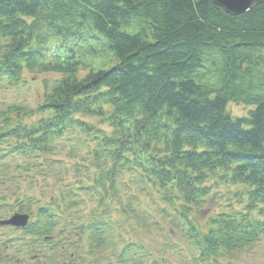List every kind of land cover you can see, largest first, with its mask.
I'll list each match as a JSON object with an SVG mask.
<instances>
[{"label": "trees", "instance_id": "1", "mask_svg": "<svg viewBox=\"0 0 264 264\" xmlns=\"http://www.w3.org/2000/svg\"><path fill=\"white\" fill-rule=\"evenodd\" d=\"M24 72L55 77L34 107L0 106V173L17 195L19 179L30 186L60 155L80 157L86 185L64 182L54 201L89 213L63 219L35 197H17L30 215L25 237L69 227L86 243L69 238L73 251L93 264H168L134 237L165 233L140 199L152 189L171 208L159 215L187 237L180 256L190 264H216L264 235V2L230 15L210 0H0V85L20 86ZM229 102L252 109L233 117ZM219 183L242 186L234 195L243 206L214 213L202 231L190 210L212 201ZM118 228L133 235L117 243ZM163 239L156 250L171 251Z\"/></svg>", "mask_w": 264, "mask_h": 264}, {"label": "rangeland", "instance_id": "2", "mask_svg": "<svg viewBox=\"0 0 264 264\" xmlns=\"http://www.w3.org/2000/svg\"><path fill=\"white\" fill-rule=\"evenodd\" d=\"M93 63L95 67H99L97 61H94ZM86 71L87 69L80 70L79 76L85 75ZM53 77L55 76L50 73H42L41 75L35 76L33 73L24 72V81L20 86L14 87L3 83V85H0V106L3 107L9 104H22L28 107H34L42 100L44 92H46L51 87ZM45 79L47 82H44ZM250 109H252V106L236 102H229L225 108V110L233 117L246 116ZM89 144L90 146L92 145V143ZM86 148V146L81 148V155H86ZM65 156H67L65 153L60 155L62 161H60L58 165L47 167L48 169L43 173V177L28 179L33 182L32 185L29 186L28 182L19 179L25 188L18 190L17 195L11 194L10 185L7 183L4 174L0 173V175H2V177L0 176V219L9 218L13 213L18 212V205L14 203L17 197L24 198L29 196L32 197L34 201H36V198L39 199L41 204L48 206L49 209L55 211V213H57L59 217L63 219L66 218L67 212L79 211V214L82 217L73 219L76 221L85 220L89 214H85V208L87 206L86 204H82L78 208L79 210H70L66 207V205H59L58 202L54 201L56 200L57 194L60 190H66V188L63 186L64 182L75 183L76 178H83V180L77 181L81 182L82 186L86 185L84 169H82L83 171L80 172V174H78V172L81 170V168L78 171L75 170V163H81V161H79L80 157L78 159L72 160L68 156V159H66ZM82 160L83 165L88 167L90 173H92L90 160L87 157H82ZM10 162L11 165L14 164L13 160ZM0 171L3 172L5 170ZM19 171L24 173L23 170ZM43 171L44 170H34V172ZM55 174L58 175L57 180ZM60 176H62L63 181L60 179ZM122 180L125 183H129L131 192L139 193L138 180L136 176L133 177V175L127 174ZM213 181L214 180H209L206 182V184L212 183ZM7 186H9V188H7ZM78 187V185H75V188ZM240 189H242V186L219 183L215 188H212V193L214 194L212 201H207L201 206L199 204L198 208H192L190 210L189 217L191 221H194L195 224L199 226L202 231H204L206 229V223L214 213L228 209H241L243 203L239 202L238 197L234 195V192ZM151 192L152 194L141 192L142 194H140V199L142 200L144 206L147 207L149 213L154 216V219L157 220V222H160L163 232L165 233L162 235L160 232H155L153 228L147 230L140 229L137 232V235L134 234V237L137 239V241L146 245H150V249H152V253L154 255L158 256V253L159 255L166 256L168 258V264H181V260L182 263L190 264L192 258H182V256H180V253L184 255L188 254L189 245L187 242V237L183 234L184 232H182L181 229L175 228L179 225L177 221H175L174 225L172 224V216L164 217L159 215L158 210L160 208H165L170 212L171 208L162 201L158 202L159 197L154 189H152ZM152 196L153 200L150 199ZM141 200L139 201L141 202ZM31 205L35 210L36 206H38V202L33 204L31 203ZM89 205L91 204L89 203ZM173 211L176 210L173 209ZM32 213H34V211H32ZM63 225L67 226V222H65ZM69 231V227L64 230L56 229L53 234V239L58 244V246L53 251H47L45 248V241L41 240L39 237L38 239L34 238L33 240L29 237H25V234L19 229L11 226L0 225V264H66L73 256L70 254L71 250L74 249V247L70 248L69 246V238H72L68 236L67 232ZM113 235L118 238L117 243H119L124 238H128L129 235L132 236L133 233L130 231L127 233L124 231V229L118 228L113 233ZM163 238H165L168 243H173L174 247L171 249V251L161 252L156 250V248L160 247L159 245L162 243V241H164ZM72 239L74 243H80L81 249L86 244L82 237L79 238V236H74ZM117 243L115 245H117ZM30 249L34 253L39 252L40 257H35L33 253L30 252ZM74 253L82 264H93L92 262L95 260L89 253ZM17 259H21V262H16L15 260ZM120 264H124V262H121ZM197 264L214 263L212 260L206 263L200 259V262ZM216 264H264V235L252 246L233 252L223 253L217 256Z\"/></svg>", "mask_w": 264, "mask_h": 264}, {"label": "water", "instance_id": "3", "mask_svg": "<svg viewBox=\"0 0 264 264\" xmlns=\"http://www.w3.org/2000/svg\"><path fill=\"white\" fill-rule=\"evenodd\" d=\"M213 4L223 9L230 15H238L244 13L254 5L264 2V0H210ZM28 221L27 214H14L9 219L1 220L0 224H12L16 226H24ZM71 264V263H66Z\"/></svg>", "mask_w": 264, "mask_h": 264}]
</instances>
